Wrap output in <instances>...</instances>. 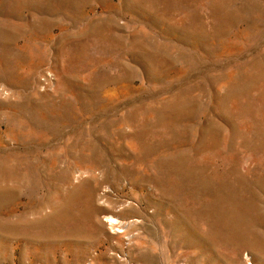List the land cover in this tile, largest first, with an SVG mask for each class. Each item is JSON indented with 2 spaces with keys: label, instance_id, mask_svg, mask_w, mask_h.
<instances>
[{
  "label": "rangeland",
  "instance_id": "rangeland-1",
  "mask_svg": "<svg viewBox=\"0 0 264 264\" xmlns=\"http://www.w3.org/2000/svg\"><path fill=\"white\" fill-rule=\"evenodd\" d=\"M0 264H264V0H0Z\"/></svg>",
  "mask_w": 264,
  "mask_h": 264
},
{
  "label": "bare ground",
  "instance_id": "bare-ground-1",
  "mask_svg": "<svg viewBox=\"0 0 264 264\" xmlns=\"http://www.w3.org/2000/svg\"><path fill=\"white\" fill-rule=\"evenodd\" d=\"M107 222H108V224H109V225H111V224L115 223V221H114V220H112V219H108V220H107Z\"/></svg>",
  "mask_w": 264,
  "mask_h": 264
}]
</instances>
